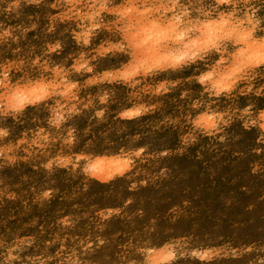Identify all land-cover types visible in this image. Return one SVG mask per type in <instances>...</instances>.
Segmentation results:
<instances>
[{
    "label": "rangeland",
    "instance_id": "rangeland-1",
    "mask_svg": "<svg viewBox=\"0 0 264 264\" xmlns=\"http://www.w3.org/2000/svg\"><path fill=\"white\" fill-rule=\"evenodd\" d=\"M146 1L99 0L88 21L91 13L68 0H0V220L4 221L0 222L5 226L6 221L13 220L18 194L14 185L35 153L44 152L47 157L41 166H35V170L43 172L40 177L33 172L29 180L35 192L32 205L39 204V194L43 192L49 199L43 208L50 210L54 192L70 187L74 181L71 167L78 170L82 159L92 158L97 150L107 159H114L116 153L111 151L120 148L128 151L127 158L117 164H137V172L125 183L123 191L148 192L137 205L130 200L124 202L131 210L126 218H144L151 229L143 236L151 238L140 244L143 247L124 243L120 255L129 264H150L147 261L156 256L154 245L159 253L171 256L160 264H182L183 260L195 264H264L263 66L235 63L226 42L225 59L218 62L220 84L206 92L196 90L191 74L187 75L188 64L149 63L143 48H131L130 38H134L138 23L154 16L167 19L171 13H178L177 17L197 22L206 11L195 17L189 8L179 13L171 0L158 6ZM259 3L264 5V0ZM103 28L104 36L94 40ZM81 33L88 37L81 38ZM140 76H147L148 81L137 80ZM130 79L129 84L125 83ZM5 85L9 86L5 89ZM29 85L42 87L43 97L52 103L51 109L38 115L45 121L33 116L18 119L21 109L6 107L8 90L16 92L18 87ZM79 89L82 95L72 96ZM67 115L73 117L65 126L71 145L79 144L83 150H63L56 133L47 126L61 125L68 120ZM85 120L98 122L103 128L93 136L82 125ZM125 123L131 124L130 129H125ZM216 124L217 128L212 129ZM93 138L107 145L94 147ZM167 159L171 166L162 163ZM244 169L247 179L236 181L238 174H245ZM200 182L215 187L201 198L191 196L186 187ZM254 182H260L257 198L263 201L261 206L256 201L250 203V184ZM77 192L82 194L77 202L82 213L63 212L60 226L66 229L74 228L76 222L84 223L88 217L85 209L92 206L90 198L84 196L92 195L91 185L83 182ZM218 203L227 211L213 214L214 217L210 216L212 213L203 215L202 207ZM240 204L246 208L245 218L235 215ZM43 208L37 207L36 212L45 213ZM120 217L119 209L111 203L98 211L100 222H115L108 228L107 238L98 241L99 246L121 240L124 230ZM27 219L39 225L36 215L23 217L21 222ZM226 220L239 231L220 227ZM25 229L22 237L28 246L31 241ZM3 260L4 264L9 262Z\"/></svg>",
    "mask_w": 264,
    "mask_h": 264
},
{
    "label": "bare ground",
    "instance_id": "bare-ground-1",
    "mask_svg": "<svg viewBox=\"0 0 264 264\" xmlns=\"http://www.w3.org/2000/svg\"><path fill=\"white\" fill-rule=\"evenodd\" d=\"M68 1L70 3L71 1L74 2V6L76 8H82L85 13H91V16L87 17L88 21L93 17L96 11L95 6H97L99 2V0H82V2L81 0ZM168 1L170 0H154V2L147 0L146 2L150 5L158 6L160 3ZM171 2L173 6H178L177 8L181 14L188 8L194 11L193 14L196 15L195 17L199 16L200 12L203 10L206 12L197 22L191 21L193 18L190 19L189 22L186 17H177L178 13H171L167 19L154 16L143 24L138 23V27H136V25V28L133 30L134 38H130L131 44H129L131 48L132 46L133 48L134 46H137V48L139 47V49L143 48L144 50L142 51L145 55L149 56V59L146 58L149 63L162 61L170 65L179 63L188 64L187 75L191 74L194 88L196 90L202 89V92H206L208 88L213 89L214 86L220 84L221 77L218 74L220 70L218 62L225 59L223 48H225L224 44L227 42L230 48L228 53L234 59L235 63L250 67L260 64L263 66L261 72H264V5H260V0H180L179 2L171 0ZM201 5H203L201 10H194ZM79 28L85 31L82 25H80ZM87 29L90 30L89 28H86V30ZM104 34L105 30L103 28L99 34H95V38L93 37V39L97 40L104 36ZM83 35L87 36L85 33H81L79 36L82 38ZM203 78L207 83H205V81L203 82ZM137 80L148 81L147 76H140ZM129 81H131V79L125 81V83ZM222 83L225 82L223 81ZM8 86L9 85H5L3 88L6 89ZM41 88L42 87L38 86L34 88L29 85L23 88L18 87L16 92L8 90L6 107L11 109L20 108V113L17 111L19 113L18 119L33 116L34 118L45 121V118L38 115L44 114L48 108L51 109L52 103L48 98L43 97L44 93ZM76 94L82 95L81 90L79 89L77 92L72 93V96ZM39 97L43 98L37 101ZM82 113L93 118L95 116L88 114L87 110H83ZM66 117L68 120L61 125L56 126L55 124L47 123V126L54 134L56 133L57 140L63 150H83L82 146L79 144H77V146L71 145L70 136L67 134V128L65 126L73 117L71 115H67ZM82 125H84V128L89 129V132H91V134L93 133V136H95L98 130L103 128L98 122L91 123L90 120H85ZM212 126V129L217 128V124ZM124 127L125 129H130L131 124L125 123ZM24 129V132H26L27 129ZM93 140L92 146L94 145V147L100 148L103 147L102 145H107V142L101 144V141L96 138H93ZM54 142L56 143L57 141ZM52 149L54 151L55 147ZM95 152L92 158H87L86 160L82 159L81 168L78 170H75L74 167L69 169L70 171H74V181L70 187L57 191V194L55 193L56 191L54 192L52 198H50V210H45L43 208L46 200H49L45 197L46 194L43 192L39 194V204L37 206H34V204L32 205V198L35 192L32 190V183L29 181L33 172H38L39 175L37 176L39 177L40 174L43 173L41 170H35V166H41L47 154L44 152L35 153L34 158H28V162L24 165L26 171H24L22 177H20L14 185L18 194L15 193L16 190H14V193L17 194L15 197L17 201L12 210L14 217L11 218H13V220L9 219L10 223L6 221L7 224L5 222V226H3V223L1 224L3 220H0V225H2L0 229V264H4L2 262L4 257H6V259L8 257L9 259L8 263L6 262L8 259L3 260L7 264H129V261L120 255L121 252L124 251V243H132L136 246L151 239L150 235V239L148 237H143L151 231L148 220L137 215L130 216V219L126 218V215H131V210H128L124 206V202L130 200L132 205H137L148 195L145 189H140L135 193H125L123 191L125 183L137 172V164L133 167L131 166L132 170H130V166H126L127 164H117L119 161H123L127 158L126 153L128 151L124 149H113L111 152H115L117 157L111 160L109 159L110 156L107 159L100 150ZM49 154H52V152ZM168 160L169 159L162 160V163L171 166V162H166ZM243 171L245 174H238V179L236 181L241 182L242 177L246 175V170L244 169ZM245 179H247V177ZM83 182L88 183L93 188L92 195L84 194L85 197L90 198L92 204L90 208L85 209L88 213V217H85V221L82 224L76 222L72 229L61 227L60 224L64 221L61 215L63 212L69 211L71 214L82 213L81 207L77 209V202L82 197V194H79L77 190ZM200 183L198 185H189L186 187V191H188L189 194L191 193L190 195L193 197L201 198L208 191H211L212 187H215V185H211L207 182H205L206 186H204V182ZM259 184L260 182H254L253 185L250 184L253 195V200L251 199L250 203L256 201L257 205L261 206V202L263 201L259 202V198H257ZM205 202L208 205L211 204L208 199H206ZM100 203L103 205H99ZM109 203L116 205L119 209L121 217L118 221L124 230V235L120 238L119 244L116 243L117 240L115 243L110 242L104 247H101L97 244L98 241L103 237L107 238L106 232L115 222H100L97 219V213L99 210L108 208ZM29 206L31 207L29 208ZM7 207H9V205ZM37 207L43 208L45 213L36 212ZM1 209H3V206ZM245 209L246 208L240 204L235 210V215L240 218H245L247 216ZM9 210L10 209H8V211ZM201 210L205 216L210 213H212L210 216H213V214L221 212L222 210L227 211V209L219 203L211 205L210 207H202ZM4 212L7 211L4 209ZM4 212L1 211V214H4ZM10 215H12V213ZM31 215H36L39 225L36 226L28 219L21 222L23 217H29ZM230 217L231 215H228V220H230ZM228 220H226L225 224H221L220 227L238 232L239 230ZM199 222L197 225L201 223ZM202 222L206 226V223L204 221ZM62 225L64 226V224ZM57 226L62 229H57ZM25 227L26 231L24 230V233L28 235L27 239L31 241L28 246H25L22 237V230ZM66 243L68 244L67 247H65ZM126 246L127 245H125V247ZM140 246L143 247V245ZM148 247L150 248L151 246ZM153 247L154 254H156L155 258L152 261L146 260L150 264H160L161 260L163 261L164 259L165 261V259L167 260L171 257L167 252L159 253L160 251L156 248L157 246L155 247L154 245ZM183 261L182 264H195L189 263L190 260L189 262H185V260V263H183ZM167 264L178 263L172 262Z\"/></svg>",
    "mask_w": 264,
    "mask_h": 264
}]
</instances>
